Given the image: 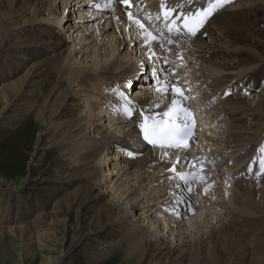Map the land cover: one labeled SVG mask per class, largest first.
I'll return each instance as SVG.
<instances>
[{
    "label": "bare ground",
    "instance_id": "6f19581e",
    "mask_svg": "<svg viewBox=\"0 0 264 264\" xmlns=\"http://www.w3.org/2000/svg\"><path fill=\"white\" fill-rule=\"evenodd\" d=\"M135 1L151 5L152 13L161 7ZM106 3L0 0V129L31 118L38 158L49 136L57 135L70 147L64 163L71 168L49 176L29 170L19 184H7L12 195L0 214V244L17 239L21 263L50 242L59 247L57 264L81 255L87 264H112L116 258L105 257V250L124 241L123 264H264V0L218 8L203 30L186 36L175 73L161 40L145 42L149 26L129 20L136 8L121 0ZM74 52L80 58L71 61ZM89 75L98 79L88 82ZM158 81L177 88L189 81L192 93L201 89L200 101L190 98L188 106L199 101L195 149L212 160L204 167L186 163L181 149L135 146L144 118L163 115L180 98L171 88L157 92ZM117 85L134 102L131 117L115 110L124 103L111 91ZM104 97L106 106L100 104ZM130 124L136 136H128ZM173 165L177 172L170 171ZM180 173L195 176L186 184ZM50 183L62 189L55 199ZM35 185L44 186L49 201L38 213ZM18 204L21 212L12 214ZM193 231L201 233L194 242L188 239Z\"/></svg>",
    "mask_w": 264,
    "mask_h": 264
},
{
    "label": "rangeland",
    "instance_id": "374dc122",
    "mask_svg": "<svg viewBox=\"0 0 264 264\" xmlns=\"http://www.w3.org/2000/svg\"><path fill=\"white\" fill-rule=\"evenodd\" d=\"M233 4V3H231ZM58 9L55 10V16L58 15ZM105 19L102 21L104 22ZM105 23V22H104ZM67 28H65V35L69 36L70 32H66ZM69 30V29H68ZM89 33L88 35L91 36L92 33L90 34V30H88ZM100 42H106L104 39V36L100 39ZM91 43L89 45V50L92 52L91 56L93 55L94 49L92 47ZM126 48V47H125ZM125 48L123 49V53L125 51ZM137 53L136 55H138ZM79 59L80 55L78 53L75 54V52L72 54V59ZM84 57H82L81 61H84ZM89 60V58H87ZM86 61V60H85ZM90 65L95 64L94 62H89ZM93 67V66H91ZM88 75V74H87ZM95 75V74H94ZM92 77V78H90ZM96 77V78H95ZM98 79L97 76L89 75L87 76V81L89 80H96ZM109 87V86H108ZM130 94V92H129ZM130 96V95H129ZM134 96L133 93L131 94V97ZM105 98V99H104ZM100 98L103 99L101 101L107 100L106 97ZM99 100V102H100ZM103 103V102H102ZM101 104V102H100ZM26 119V121H25ZM38 125V124H37ZM35 123L32 121L31 118H26L24 117V121L21 120L19 122H14L11 123L9 127L3 126L0 129V214L3 213L4 211V202L6 200H10V195H12L11 192L7 190L8 186L7 185L9 182H13V184H19L22 176L24 174H27L28 171L30 170L33 175H38V176H49V175H55L57 172L64 173L68 171L70 168L69 165H67L65 162V158H67L68 155V147L67 148V143L64 141L59 142L60 137L57 135L49 136V143L48 146L45 149L39 150L40 157L38 158V154L36 155V150L38 148H33L34 141H35V134L38 131L37 128L34 127ZM105 127V125H102ZM126 127V126H125ZM129 127V126H127ZM131 128V125H130ZM110 131V129L108 130ZM132 132V133H130ZM128 136L130 134L133 135V128L129 130ZM57 136V137H56ZM66 147H65V145ZM63 146V147H62ZM213 147H217L216 145ZM67 148V149H66ZM33 149V150H32ZM63 151H62V150ZM60 150V151H59ZM110 150H107L105 153L102 155V159L107 158V154L109 153ZM38 152V151H37ZM64 155V156H63ZM64 157V158H63ZM39 160V161H38ZM63 160V161H62ZM39 162V163H38ZM69 167V168H68ZM178 167V166H177ZM21 169L22 173L18 172V170ZM175 172L178 171V168H175ZM18 172V173H17ZM27 172V173H26ZM26 182V179L24 180ZM198 183V182H197ZM7 185V186H6ZM51 190V197L54 199L57 198L56 196L61 192V187L57 186L60 184L57 183H50L48 184ZM57 186V187H56ZM44 186H39L35 185L33 188V202H35V206L37 208V212H42V210L47 209L46 206L48 204V199L44 197ZM43 192V193H42ZM42 193V194H41ZM117 199V198H116ZM53 200V199H51ZM3 205V206H2ZM40 207V208H39ZM23 208L22 204L15 205L14 209H11V213H19L21 212V209ZM172 208V206H171ZM2 209V210H1ZM41 209V210H40ZM43 210V211H44ZM2 211V212H1ZM34 213V215L36 214ZM139 214V212H136ZM263 217L262 215H260ZM264 223V222H263ZM144 224V223H143ZM264 225V224H263ZM195 232V231H193ZM188 236V239L192 242L196 241L197 236L201 235L197 234L196 232ZM193 233V234H192ZM171 235V234H170ZM168 236L165 239V244H169L170 237ZM166 236V235H165ZM60 236L57 235V239H59ZM10 239V238H9ZM8 238H5L2 243L0 244V264H57L55 260V257H57L59 247L57 245H52L50 242H43L42 247L38 248L34 253L33 256L28 258L26 261L21 263L20 257H19V241L15 238L10 242ZM9 240V241H8ZM7 242V243H6ZM125 242L120 241L116 242L114 246L108 250H105V257L107 256H112L114 258L115 256V263L112 262V264H123L121 261L124 258L123 255V246ZM121 249L118 251V249ZM102 249H105L102 248ZM103 250H100L102 252ZM10 252V253H9ZM9 253V254H8ZM107 253V254H106ZM11 254V255H10ZM99 252H93L91 253L90 257L92 255H98ZM107 255V256H106ZM107 257V258H109ZM8 258V259H7ZM86 256L81 255V256H73L72 259H70V264H87L86 262Z\"/></svg>",
    "mask_w": 264,
    "mask_h": 264
},
{
    "label": "snow or ice",
    "instance_id": "6c2138e0",
    "mask_svg": "<svg viewBox=\"0 0 264 264\" xmlns=\"http://www.w3.org/2000/svg\"><path fill=\"white\" fill-rule=\"evenodd\" d=\"M122 3L127 4L129 0H121ZM230 2V0H215L214 3H209L208 7L203 10H199L194 14L183 15L182 24H177V20L180 19L179 16L176 19H173L169 24L170 15L175 9H168L164 12L163 18L165 21V26L169 32H180L181 27L187 30L189 35H195L196 32L203 27L205 21L214 14V12L222 7L225 3ZM112 0H108V3L104 4L103 7H111ZM96 7H101L97 4ZM161 7L164 8V4H161ZM129 20L133 24L139 25L140 28H144L143 23L139 19H135L132 13H128ZM146 32L145 42H148V39L155 41L158 39L157 36L153 35L151 32ZM153 77H156V70H153ZM159 86L156 88L157 92L167 93L168 89L171 88L174 96L179 94V99L174 98L172 104L163 115L168 117V119H157L155 117H145L144 121L139 124V128L143 133V139L153 146L161 147H171V148H187L189 145L187 140L193 136L192 128L190 124L194 125V118L189 109L181 106L183 100H187L189 97L184 95L182 89L175 87V85L170 82L158 81ZM114 94H119L121 100H123V113L131 117L132 116V107L134 102L129 100L123 92L120 91L119 85L111 90ZM159 107V104H156ZM183 117L182 123H176L177 118ZM166 155V153H165ZM179 163V158L177 160ZM170 171H175V165H173ZM261 172L264 173V160L261 161ZM188 175L195 176V174H184L180 173L179 176L181 179L185 180V183H188ZM199 179H203V176H200ZM191 189L189 188V191Z\"/></svg>",
    "mask_w": 264,
    "mask_h": 264
}]
</instances>
